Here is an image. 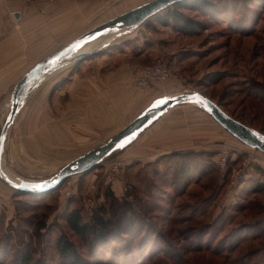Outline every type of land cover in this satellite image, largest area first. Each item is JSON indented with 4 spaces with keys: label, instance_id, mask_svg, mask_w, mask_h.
<instances>
[{
    "label": "rangeland",
    "instance_id": "374dc122",
    "mask_svg": "<svg viewBox=\"0 0 264 264\" xmlns=\"http://www.w3.org/2000/svg\"><path fill=\"white\" fill-rule=\"evenodd\" d=\"M84 1L87 12L91 11L93 15H87L86 28L79 36L151 0ZM204 2L197 7L187 5L179 10L187 20L182 18V21L176 22L171 19L169 25H163L167 19L166 12L163 11L132 31L114 34L107 41V45L96 47L98 49L94 55L75 65L72 63L73 67L46 79L38 91L31 94L33 99L28 101L15 124L9 129L4 163L16 176L7 177L18 181V177H23L34 183L50 179L64 166L106 144L127 127L135 116L130 120H118L126 116L127 111H116L115 102L119 97L109 84L111 74L115 75L120 66L133 69L135 65L166 63L176 79L149 84L179 82L178 86L171 88L173 91L157 101L199 91L220 105L230 116L237 118L236 120L241 119L257 128H264V111L257 101L248 97L249 91L256 92L248 85L250 81L259 80L264 83V0ZM170 10H176L175 6ZM43 59L44 57L38 61L42 62ZM133 87L137 88L134 84ZM81 109L85 111V115ZM225 144L236 145L255 154L260 152L242 144L232 135ZM125 147L110 157L125 159ZM217 154L216 152L215 155ZM160 158L162 156L155 160L140 159L141 161L132 166L128 165L118 176L123 178L117 177L122 184V191L121 187L118 190L115 181L109 180L106 160L87 174L66 179L58 188L44 195L20 194L8 188L17 199L15 204L19 208V215L17 218L14 215L12 219L6 217V224L0 227V241H5L7 235L11 234V246L24 252L25 246L30 245L31 248L39 250V255L34 258L43 257L51 262L55 255L56 242L61 238H69L76 243L78 252L92 261L91 246L68 228L66 215L70 211L78 210L83 222L90 223L94 214L102 208L106 210L105 217L109 220L124 219L123 224L132 221L134 234L145 222H150L146 224L151 225L152 231H162L164 235L163 239H158L151 233L148 244L151 246V242L157 241V248L172 255L178 247L180 250L182 247L205 245L207 242H213L211 250H214L222 239L230 242L229 238L234 236L232 230L235 228L248 226L264 218V213L259 214L254 209V204L264 205V193L247 196L244 201L247 210L244 212L223 211L227 205L225 197L234 187L229 189V180V186L227 184L224 189L218 190L220 182L229 179V172L225 179L221 177L218 164L202 183L193 185L188 182L185 190L182 183L184 179L182 180L179 171L180 161L170 157H163L162 160ZM189 160L190 168L193 166L192 171L196 173L195 168L203 160L192 157ZM253 169L254 166L250 174L256 171L264 173V169ZM67 192H72V195L67 196ZM179 193L184 194L177 198ZM116 195H120L121 199ZM243 196H235V200L243 202ZM207 197L210 198L208 204L199 202ZM157 207L160 210H156ZM195 207L200 210L196 212L194 219L172 224L173 219L190 218ZM132 209L151 220L139 221L135 217L131 219ZM163 212L170 221L163 222L158 219ZM41 223H45L47 229L40 230ZM207 224H211L214 229H210V234L201 240L198 237L200 233L194 230ZM220 228H225L226 231L219 232ZM185 229L188 231L178 234L179 230ZM171 230L174 233L169 234ZM146 233L149 234L146 228L142 233H137L140 235L137 242L144 240ZM246 233L248 231L244 234ZM255 233L250 232V237L242 241L232 256L238 258L263 247L264 236L256 241L250 239ZM124 238L127 241L110 244L119 251L124 248L130 250L129 240L134 241L135 238H131L130 234ZM239 238L235 235L233 242H237ZM48 244L52 246L43 252ZM136 244L134 253L139 252V243ZM157 248H149L143 259L141 254H136L140 259L131 264H226L221 256L215 257L210 253L188 254L190 260L183 258V263H174L165 254H160V251L156 255ZM107 255L106 258H111L109 253ZM261 255L254 257L252 262L258 261ZM198 256L201 257L197 258Z\"/></svg>",
    "mask_w": 264,
    "mask_h": 264
},
{
    "label": "crops",
    "instance_id": "0c3cea01",
    "mask_svg": "<svg viewBox=\"0 0 264 264\" xmlns=\"http://www.w3.org/2000/svg\"><path fill=\"white\" fill-rule=\"evenodd\" d=\"M121 5L125 6L126 4ZM16 14L20 15L19 19L15 17ZM87 15H93V12H87L84 0H0V133L9 114L11 94L17 82L40 62L38 61L40 58L44 57L45 59L51 56L70 44L69 42L81 37L82 35L79 36V34L86 28ZM63 44L64 46H62ZM76 63L80 62H74L72 65ZM72 65L66 66L60 72L73 67ZM56 73L49 75L47 79ZM134 77V69L129 66L118 67L115 75L112 73L110 76L109 84L119 97L115 102V105L117 104L116 111H127L126 116L118 119L120 121L130 120L135 116L134 120L149 106L157 102L158 98L173 91L171 88L178 86L177 82H179L172 81L170 84L164 85L148 83L145 88H136L133 87ZM42 84L30 93L16 120L28 101L33 99L31 94L38 91ZM82 111L85 115V111ZM214 121L207 112L192 105L185 104L170 108L144 129L135 141L124 148L125 160L128 161L129 166H132L141 161L140 159L155 160L161 156L176 153L214 155L217 152L219 154L218 151L222 144L227 143L231 135ZM6 143L2 162L3 171L7 176L15 177L16 175L7 169L4 163ZM261 153H256L257 158L253 165L254 169L260 171L264 169V154ZM218 154L214 155L217 164ZM150 161L148 160V162ZM263 174L257 173V171L251 173L245 187L248 188L251 186V182L256 180L264 182ZM20 178L18 177L21 181L29 182L28 179ZM114 183L118 190L120 187L122 190L119 180ZM8 188L0 179V219L1 217H5V219L11 217L12 219L16 215L13 204L14 193L11 194ZM231 198H233L231 195H226L225 204L229 205Z\"/></svg>",
    "mask_w": 264,
    "mask_h": 264
},
{
    "label": "trees",
    "instance_id": "16d2710c",
    "mask_svg": "<svg viewBox=\"0 0 264 264\" xmlns=\"http://www.w3.org/2000/svg\"><path fill=\"white\" fill-rule=\"evenodd\" d=\"M201 2L205 3L204 0H184L182 2L175 3L172 6L168 7L167 9L164 10L166 12L165 16H167V19H165V21L163 22V25H169L171 22V19H173L176 22L182 21V18H184V20H187V18L179 10L182 8H186L187 5L197 7V5ZM174 6H175L176 10L171 11L170 10L171 7H174ZM162 12H160V13H162ZM160 13H158L157 15H155L153 17L160 15ZM182 31H185V29ZM248 85L253 90H256L255 93H253L252 91H249L248 97L251 100L257 101L258 106L264 111V83L262 81L260 82L259 80L258 81L254 80V82L252 80L248 83ZM238 120L241 121L242 123L247 124L248 126H251L252 128H254L257 131L264 134V128L263 127H262L263 129L257 128L251 124L246 123L245 121H243L241 119H238ZM235 139H237V138H235ZM239 142H241V141H239ZM214 155L213 154H207V153H176V154H170L167 156H162V158H160V160H162L163 157L164 158L170 157V158H174V159L180 161V162H178V164L180 165L179 171L181 172L182 180L184 179V181L182 183H184V187L186 190L188 188L189 183H191L193 185L194 184L196 185L198 183H202L205 180V178H207L213 172V169H215L217 167L216 166L217 161H216ZM190 157L199 158V160H203L202 162L200 161L199 162L200 165L197 168H195L196 173H194V171H192L193 166L190 168V164H191V162L189 160ZM242 160H243V156L239 155V156L234 157L230 161L229 175H228L229 179L228 180H226V179L222 180L220 182V185L218 186V188H219L218 190L224 189L227 186V184L229 186V180L231 178V175H232L233 171L241 164ZM253 165H254V163L250 166V168L247 172L246 179L244 181H242L239 186H237L233 189H230L231 187H229L230 191L227 193V196L231 195L233 198H231V202L229 203V205L228 204L225 205L224 210H223L224 212L225 211H228V213H229V211H232L230 213H237L239 211L244 212L245 210H247V208L244 205V201L246 200L247 196L264 193V182H260L259 180L251 182V186H249L248 188L245 187V184L248 181L249 174L251 172ZM196 177H198V178L196 179ZM185 183H187V184H185ZM173 185L176 186L175 184H173ZM217 192L220 193V191H217ZM183 194L184 193H179L177 195V198L181 197ZM39 195H44V194H34V196H39ZM119 196L116 195L117 198ZM235 196H237L239 198H241L243 196L244 197V198H242L243 202H238L237 200H235ZM14 197L15 196H13V204H14V207L16 209V218H17V215H19V208L16 207L15 203H16L17 199ZM209 197H211V196H209ZM113 199H114V201H117L116 198L113 197ZM239 200H241V199H239ZM209 201H210V198L208 199V197H207V198H205V200H202V201L200 200L199 202H201V203L206 202V204H208ZM254 209H256V211L259 214L264 213V205L254 204ZM156 210H160V207H157ZM199 210H200V208L195 207L192 210V213H191L192 216H190V218L173 219V220H171V222H172V224H177V223H181V222L185 223L187 221H190V220H192V218L194 219L196 212ZM131 212H132L131 219H133V217H135L139 221L141 219L151 220L148 218V216H142V215L138 214L139 212H137L135 209H132ZM105 213H106V210L101 208L96 214H94L90 223H84L83 222L82 215H81L80 211H78V210L70 211L66 215V222H67L68 228L71 231H73L75 233V235L80 237V239H82L83 242H86L88 245L91 246V249H90L91 255L90 256H91L92 261L87 260V258H85L83 255H81L78 252V248L76 246V243L73 242L72 240H70L69 238H65V239L61 238L60 240H58L56 242V244H55V255H54V257H52L51 262L46 261V259L43 257L34 258V257L39 255V250L31 248L30 245H26L25 251L20 252L15 247L11 246L13 241L11 238V234H8L6 237L7 239L5 241H3V242L0 241V264H104V263L124 264V262L126 264L127 263L131 264V262H134L137 259H140V257L139 256L137 257L136 254H141L142 259H143V255H146V252L149 248L155 249V248L159 247L158 246L159 244L157 243V241L150 243L152 247L148 244L149 243L148 241L151 238L150 234L152 233L153 236L156 235V237L158 239H163L162 235H164V232H162V231L157 232L156 230L152 231L150 229L151 225L146 224V223H150V222H145L144 224L142 223L143 225L137 231V233H139V234L142 233V231L146 228L147 232H149V234L146 233L147 236H145V239L144 240L141 239L139 242H137L136 239H138V237L140 235L137 233L134 234V232L132 231V229H134V223L132 221H128L126 224H123L124 219L112 221V220H109L105 217ZM202 215H204V214H202ZM221 215H223V212ZM219 218H217V219H219ZM158 219H160L163 222L170 221V218L166 217L164 212L162 215L158 216ZM5 220H6L5 217H1L0 227H3L6 224ZM216 222H217V220L215 221V223ZM9 224H11V223L9 222ZM263 225H264V218H260L258 221H254V222L250 223L248 226H242L239 228H235L234 230H232L234 233V236L233 237L230 236L229 239H230V242H233V240H235V235H237L238 237H240L239 240L237 242L230 243L229 241L227 242L226 239H222L220 242H218L217 246H215L214 250L213 249L211 250V247H213V242H207V244H205V245L199 244V245H192V246H188V247H182L180 249L181 251L179 250V247H178V248H176V251L172 255L169 253H165V252H163V250L161 251L159 248H157L158 251L156 252L157 253L156 255H158V253L160 251L161 252L160 254H165L167 256L168 260L173 261L174 263H179V262L183 263V261H184L183 258H187V260H190V258L188 259V257H187L188 254L201 255L202 253H210L215 257L221 256L223 258L224 262H226V264H248V263L249 264L250 263L251 264H264V254H263L264 246L258 248L257 250H251L248 254H244L238 258H235L234 256H232V254L235 251H237V249L240 247V244L242 243V241H245L248 237H250V232H252V233L256 232L255 234H253V236H251L250 239L256 241V240H259L260 238H262L264 236V226ZM39 228H40V230H42V229L44 230V228L47 229V226L45 223H41L39 225ZM195 229H197V230H194L195 232L200 233L198 237H199V239L202 240V238H204L205 236H208L210 234L209 230L214 229V228H213V226H211V224H207V226H203L199 229L198 228H195ZM186 231H188V230L187 229L179 230L178 234L182 235V233L186 232ZM223 231H226L225 228H222V229L220 228L219 232H223ZM247 231H248V233L244 234ZM171 233H174V231L171 230L169 232V234H171ZM129 234H130L131 238H133V237L135 238L134 239L135 242L132 240H129L130 243H129L128 248H130V250H128V249L126 250V248H124L122 251L121 250L119 251L110 244V242L122 243V242L127 241L126 238H124V236H129ZM136 243H139V245H138V249H139L138 251L139 252L134 253L133 249L136 248V246H137ZM51 246H52V244H48L47 248H43L42 251L46 252ZM123 251L125 252V254H123ZM108 253L111 255V258H106V257H108V255H107ZM224 254H226V255L223 256ZM259 254H262L261 258L258 261H256L255 263L252 262V259ZM199 257H201V256H198L197 258H199ZM107 259H109V260H107ZM195 264H198V263H195Z\"/></svg>",
    "mask_w": 264,
    "mask_h": 264
},
{
    "label": "water",
    "instance_id": "95a60500",
    "mask_svg": "<svg viewBox=\"0 0 264 264\" xmlns=\"http://www.w3.org/2000/svg\"><path fill=\"white\" fill-rule=\"evenodd\" d=\"M184 0H151L143 5L112 19L94 28L77 38L64 48L47 57L29 70L15 85L11 94L10 111L0 133V179L9 188L22 194H46L58 188L66 179L74 175L87 174L100 166L103 161L114 152L128 146L136 140L138 135L150 124L157 120L170 108L179 105L195 106L213 117L225 130L250 148L257 149L264 154V134L243 124L230 116L215 101L199 91L179 94L159 100L149 106L127 127L112 137L106 144L89 151L64 166L54 177L43 182H15L3 171V153L9 129L15 122L17 115L24 106L30 93L42 84L49 75L60 72L66 66L81 62L85 58L94 55L97 50L82 53H75L85 43L100 37L111 34L119 35L132 31L144 24L148 19L164 11L175 3ZM19 14L15 17L19 19ZM110 37L109 39H111ZM108 39V41H109ZM107 45L106 43L103 46Z\"/></svg>",
    "mask_w": 264,
    "mask_h": 264
},
{
    "label": "built area",
    "instance_id": "2783aa9c",
    "mask_svg": "<svg viewBox=\"0 0 264 264\" xmlns=\"http://www.w3.org/2000/svg\"><path fill=\"white\" fill-rule=\"evenodd\" d=\"M96 1H106V0H96ZM120 1V0H113ZM135 77L133 79V84L138 88H145L148 83H165L171 79H175L176 76L166 63H156L152 65H135L133 66ZM242 155L243 160L238 168H236L230 178V187L235 188L240 185L247 177V172L250 166L256 160V154L251 153L247 150L240 148L239 146L222 144L219 150L218 165L221 169V177L226 178L229 172L230 161L236 157ZM106 165L109 168V180L116 181L122 179L123 177H118L123 173V170L128 166V161L123 158H107ZM119 179H118V178ZM72 192H67V196H71Z\"/></svg>",
    "mask_w": 264,
    "mask_h": 264
},
{
    "label": "bare ground",
    "instance_id": "6f19581e",
    "mask_svg": "<svg viewBox=\"0 0 264 264\" xmlns=\"http://www.w3.org/2000/svg\"><path fill=\"white\" fill-rule=\"evenodd\" d=\"M112 37L111 34L107 35V36H100L97 37L87 43H85L83 46H81L78 50H76V52H85V51H91V50H96L100 47L103 46V44L108 41V39ZM97 46H99L98 48H96ZM15 182H20L21 180H15L14 178L12 179Z\"/></svg>",
    "mask_w": 264,
    "mask_h": 264
}]
</instances>
